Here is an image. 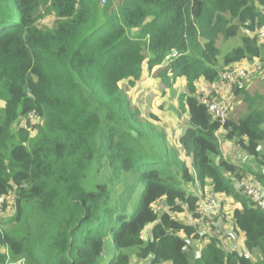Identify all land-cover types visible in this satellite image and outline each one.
Returning <instances> with one entry per match:
<instances>
[{
    "label": "trees",
    "instance_id": "1",
    "mask_svg": "<svg viewBox=\"0 0 264 264\" xmlns=\"http://www.w3.org/2000/svg\"><path fill=\"white\" fill-rule=\"evenodd\" d=\"M263 7L264 0H0V196H16L5 221L29 219L28 205L37 214L26 231L0 229V264H130L132 252L151 264H264V211L245 192L251 179L264 187V110L244 89L246 115L228 116L220 132L195 94L197 80L214 86L227 67L261 56L251 32ZM238 27L248 32L220 63L219 35ZM173 49L180 55L160 67ZM147 60L165 85L187 79L190 125L179 144L191 167L130 103L127 90ZM31 112L40 124L18 126ZM219 133L255 159L256 171L225 156ZM196 184L239 203L232 215L245 249L229 248L225 223L212 224L221 236L207 229ZM181 212L187 221L173 217Z\"/></svg>",
    "mask_w": 264,
    "mask_h": 264
},
{
    "label": "rangeland",
    "instance_id": "2",
    "mask_svg": "<svg viewBox=\"0 0 264 264\" xmlns=\"http://www.w3.org/2000/svg\"><path fill=\"white\" fill-rule=\"evenodd\" d=\"M238 23V21H236ZM248 30L243 27H238L237 33L234 36H231L229 38H226L223 34L219 35V38L217 40V47L221 51V54L218 55V59L220 63H223V56L231 51L233 48L238 47L242 43V37L246 35ZM202 42H206L204 38H201ZM178 51L177 49H173ZM179 52V51H178ZM170 56L171 54H167V56ZM165 57V60L160 67H167L170 63H172V57L170 59H167ZM264 62V51L261 54V56L256 57ZM253 60H245L241 64H246L250 66L253 62ZM248 68V67H246ZM252 73V72H251ZM154 70H151L148 65V60L144 64V72L139 81L136 82L135 86L131 89L127 90V95L130 100V103L132 107L137 108L140 110L142 115L153 122L156 126V128L162 132L166 136L165 143L167 146L176 148L179 153L180 157L184 159L187 164L191 167L192 165V158L190 156H187L185 151L180 147V144L178 143L179 137L184 134V130L187 129V127L190 125L189 118L190 115L186 110L182 107V95L185 94L188 91L187 88V79L186 77H179L175 80H173L172 85L168 86L165 85L159 78L153 76ZM264 75V73H263ZM126 81H121L120 85L122 88L126 87ZM197 85V92L195 93L198 98L202 100L205 97L216 99L219 101H224L228 103L229 105V117H234L235 119H239L241 116L246 115L248 110V103L246 99H243L242 92L244 89H247L251 94L254 96V105L256 108H262L264 110V79H260L258 76L251 75L250 79L244 84L242 89L236 84H230L228 82L219 81L212 86L208 82H206L203 79L196 81ZM235 90H238L239 93L235 92ZM4 98H0V108L4 105ZM25 124L23 120H20L18 125ZM27 124V123H26ZM40 124V118L37 116L32 120V122L28 125L29 129L32 131L36 126ZM189 124V125H188ZM221 142V148L223 150V147L226 145L224 139V134L218 135ZM229 140H227L228 142ZM231 142V141H229ZM233 150L237 153V151H240V147L238 145H235L233 142ZM228 148V147H227ZM183 150V151H182ZM262 150L264 151V145L262 146ZM224 151V150H223ZM225 153V151H224ZM240 156H238V159H234L233 157H229V159L237 164H243L247 165L253 170L256 171L257 169V163L255 159L252 156H249L246 152L240 151ZM226 155V153H225ZM104 168L101 169V175H103ZM109 172V171H108ZM101 175H96L97 181H103ZM106 177V176H105ZM251 188L258 194L259 200L264 205V187L257 186L254 183V180L252 181ZM194 192H197L199 196H201V199H203V195L205 194L207 198L210 197V192L203 191L199 184H196L193 187ZM204 192V193H203ZM247 197L251 198L247 192ZM205 196V197H206ZM253 198V197H252ZM223 199L226 201V209L223 211L220 209L221 215L219 214L217 221H222L225 223L223 231H225L227 234H232L234 238H236V241L239 240V238H243L244 235L241 233L240 230L235 228V224L232 223V211L233 209L239 205V203L228 196H223ZM201 201V200H200ZM16 202V201H15ZM224 204V203H223ZM13 205V204H12ZM14 206L6 205L3 210V214L0 215V229L2 231L7 229H17L18 231H26L28 224L31 226L35 224L37 219V214L35 209L28 205L26 209V215H29V219L23 217L20 222H8L6 220V216L10 213H13ZM15 214V211L12 215ZM173 217L177 218L181 221H187V214L184 212L173 214ZM228 220V222H225L224 219ZM152 226V225H151ZM151 226H148L146 230L143 232V236L147 237L149 235ZM243 236H242V235ZM220 236V234H219ZM242 236V237H241ZM207 239L205 238V241ZM231 240V239H228ZM238 242H231L229 244V248L237 247ZM192 245L195 248H202L204 243H201L199 240H194L192 242ZM243 246V242H242ZM242 246H238L237 248H242ZM245 247V243L244 246ZM136 251V250H135ZM112 253H116V250L114 247L111 249ZM250 252V251H249ZM112 253L110 255H112ZM134 254H131L132 261L130 264H151L149 259H142L136 256V252H132ZM109 255V256H110ZM114 255V254H113ZM250 255L252 256L251 252ZM110 256L106 261L109 262ZM12 261V260H11ZM13 263V261H12ZM10 264V262H9ZM15 264H28L26 260H21L19 262H16Z\"/></svg>",
    "mask_w": 264,
    "mask_h": 264
},
{
    "label": "built area",
    "instance_id": "3",
    "mask_svg": "<svg viewBox=\"0 0 264 264\" xmlns=\"http://www.w3.org/2000/svg\"><path fill=\"white\" fill-rule=\"evenodd\" d=\"M103 1H105V0H103ZM261 12H262V15L264 18V7L262 8ZM251 33L256 38L259 46L264 45V19H263V21H261L260 23L257 24L255 31L251 32ZM170 54H171L170 56L168 55L166 57L167 59H170V57H172V60H174V58H176L177 56L180 55L179 52L176 50H174ZM253 61H252L253 63L250 66H248L246 64H241L242 63L241 62V63H237V64H234L232 66L227 67L221 73V76H220L221 81L228 82L230 84H236L237 87L239 86L242 89L244 84L250 79L251 75L258 76L260 79H264V75H263V73H264V62L261 61L260 59L256 58V57L253 59ZM246 67H248V68H246ZM201 101L207 107L208 112L213 116V118L220 123V125H221V131L220 132H222L224 126L227 123V118H228V114H229L228 103H226L224 101H219L216 99H211L208 97H205L204 99L202 98ZM36 117H37L36 114H34L32 112L29 113L27 116H25L21 119L25 122V124H21L20 126L21 127H29L28 125ZM252 181H253V179H251L249 181V183H247L245 185V192H247L250 196H252L253 198L252 197L251 198L264 211V205L259 200L258 194L251 188ZM209 192L211 194L209 198H207V196L205 194L203 195V199H201V201L198 204L197 212L200 216L199 218L201 220L206 221L205 225H206L207 229L210 230L215 236H219V234H221L222 229L221 230L216 229V228L214 229L212 224H213L214 220H215V222H219L217 225L224 223L222 221H217V218L219 217L218 216L219 214L220 215L222 214L220 212V209L223 211L226 209V202H225L226 200L223 199V195H220L217 193H211V191H209ZM15 201H16V196H15L14 192L9 193L8 195L0 196V215L3 214V210H4V207L6 205L13 206L15 204ZM224 221L228 222L227 218L224 219ZM230 221H232V223L235 224L233 215H232V218ZM237 229L240 230L241 233L244 235L243 231L240 228H237ZM241 241L243 242V246H244L245 235L241 239ZM244 249H245V247H244ZM245 256L246 257L251 256L248 249L245 250Z\"/></svg>",
    "mask_w": 264,
    "mask_h": 264
},
{
    "label": "crops",
    "instance_id": "4",
    "mask_svg": "<svg viewBox=\"0 0 264 264\" xmlns=\"http://www.w3.org/2000/svg\"><path fill=\"white\" fill-rule=\"evenodd\" d=\"M154 71L156 70V68L155 69H153ZM153 76H154V74H153ZM186 130V129H185ZM184 130V131H185ZM183 135V134H182ZM181 135V136H182ZM180 136V137H181ZM180 137H179V139H180ZM179 139H178V143H179ZM225 143H226V145L223 147V150L225 151V153H226V155L225 156H228V157H233L234 159H238V156H240V154L241 153H239L240 151H237V153L236 152H234L235 151V149L233 150V144H232V142H227V140H225ZM180 147H181V145H180ZM228 147V148H227ZM183 151V150H182ZM197 192H198V190H197ZM196 192V193H197ZM204 193V192H203ZM181 214V213H180ZM179 215V214H178ZM242 235V234H241ZM243 236V235H242ZM241 236V237H242ZM241 239L242 238H239V240L238 241H236V238H234V241L235 242H238L237 243V247L238 246H242V241H241ZM229 242H230V240H229Z\"/></svg>",
    "mask_w": 264,
    "mask_h": 264
}]
</instances>
